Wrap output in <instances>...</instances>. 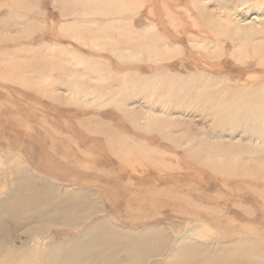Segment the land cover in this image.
<instances>
[{
  "label": "rangeland",
  "instance_id": "rangeland-1",
  "mask_svg": "<svg viewBox=\"0 0 264 264\" xmlns=\"http://www.w3.org/2000/svg\"><path fill=\"white\" fill-rule=\"evenodd\" d=\"M21 171L95 211L73 230L1 220L28 255L149 233L145 264L183 244L264 264V0H0V199Z\"/></svg>",
  "mask_w": 264,
  "mask_h": 264
},
{
  "label": "bare ground",
  "instance_id": "bare-ground-1",
  "mask_svg": "<svg viewBox=\"0 0 264 264\" xmlns=\"http://www.w3.org/2000/svg\"><path fill=\"white\" fill-rule=\"evenodd\" d=\"M257 18H253L256 20ZM263 19V18H262ZM242 111L238 115H241ZM16 182V188L8 195L0 199V222L5 218L17 220V223L25 225L35 224L29 232L37 233L40 230H51L54 225H61L71 230L80 222L84 221L89 215H93V204L90 196L80 193L67 192L64 196L60 195L54 184L38 187L34 182V177L29 175L28 171H21ZM34 178V179H33ZM36 180V179H35ZM73 202H77L73 204ZM33 214V218L31 216ZM29 226V227H30ZM105 231L110 232L111 227L104 225ZM1 233V232H0ZM153 236V235H152ZM149 233L144 236H135L126 242L119 241L116 244L109 242L99 243L103 250H117L121 246L129 249V257H126L120 264H145L149 257L159 255L162 252L164 244L162 240L154 239ZM100 237V236H99ZM98 236L89 238L86 233L83 236H77L71 244L67 238L60 243L53 241L47 247L40 251L37 247L34 252L28 253L21 248L13 249L1 238L0 235V264H119L116 261L114 253H102L95 243ZM134 241V242H131ZM172 261L168 264H217L221 256L215 253L204 258H194L188 251L187 245L183 244ZM31 252V251H30ZM235 253L228 254L232 258L240 261ZM247 264H260L254 260H246ZM243 263V262H242Z\"/></svg>",
  "mask_w": 264,
  "mask_h": 264
}]
</instances>
